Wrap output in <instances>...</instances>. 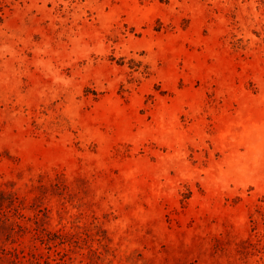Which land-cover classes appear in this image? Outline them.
Returning <instances> with one entry per match:
<instances>
[{
	"label": "rangeland",
	"instance_id": "obj_1",
	"mask_svg": "<svg viewBox=\"0 0 264 264\" xmlns=\"http://www.w3.org/2000/svg\"><path fill=\"white\" fill-rule=\"evenodd\" d=\"M0 190V264H264V0H0Z\"/></svg>",
	"mask_w": 264,
	"mask_h": 264
},
{
	"label": "trees",
	"instance_id": "obj_2",
	"mask_svg": "<svg viewBox=\"0 0 264 264\" xmlns=\"http://www.w3.org/2000/svg\"><path fill=\"white\" fill-rule=\"evenodd\" d=\"M5 194L4 190H0V228H3L7 231H9L10 233H13L15 227H13L14 222H12L10 220L9 217H6V215L3 212V208L6 204H8V201H5L3 198V195ZM16 200H12L10 199L9 202L10 203H15Z\"/></svg>",
	"mask_w": 264,
	"mask_h": 264
}]
</instances>
